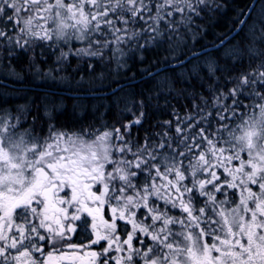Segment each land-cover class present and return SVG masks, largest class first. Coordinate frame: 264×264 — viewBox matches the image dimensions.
I'll list each match as a JSON object with an SVG mask.
<instances>
[{"label":"snow or ice","instance_id":"obj_1","mask_svg":"<svg viewBox=\"0 0 264 264\" xmlns=\"http://www.w3.org/2000/svg\"><path fill=\"white\" fill-rule=\"evenodd\" d=\"M226 9L219 55L197 49V21ZM161 49L163 77L159 58L144 63ZM46 52L101 82L135 56L153 86L121 100L139 117L119 127H57L47 96L0 104V264H264V0H0V62L24 55L33 69ZM149 108L172 119L144 127Z\"/></svg>","mask_w":264,"mask_h":264},{"label":"trees","instance_id":"obj_2","mask_svg":"<svg viewBox=\"0 0 264 264\" xmlns=\"http://www.w3.org/2000/svg\"><path fill=\"white\" fill-rule=\"evenodd\" d=\"M240 2L241 0H236V3ZM255 7L257 8V11H259V6L257 3ZM234 14L235 13L231 11V9H226L224 15L219 16L214 23L208 24L205 23L203 19L198 20L197 23L205 24L207 32L205 33V38L199 39L195 47L199 49L201 46H206L207 51L211 55L218 56L219 52L210 47V42L215 39L216 33H222L226 30V25L231 22V17L234 16ZM243 36V32H241L239 35L235 33L233 35L235 39H232V37L229 38L231 40V44L240 46L243 43ZM45 55L47 56V59L41 58L38 61V64H36L38 65V68L35 67L33 69L28 68V64L32 61H30L28 57L24 55L16 57V59L11 62V68L6 67L4 63H0V67L3 66L6 70L11 69L16 73H27L26 77L23 80L19 81H16L13 78L11 79L2 77L0 75V79L16 84V86H13L0 82V88L6 90V92H9L10 94H12V92H18V95L24 96L22 97V99H20V101L24 102L27 99L39 96L55 98L58 102V106L59 104H61L63 107L62 110H60L58 107L55 120L58 125L64 128L71 129L81 126L88 127L90 125L100 127L102 123L108 124L109 127H111V125L113 124L119 127L121 123L128 124L139 117V113L136 111L134 105L129 104V107L132 108V112L130 113L124 111L125 105L121 103V100L128 98L130 94H135L137 99H143V96L141 94H150L149 90L153 86V83L150 79L142 78L140 69L143 67V65L135 56L129 59V67L121 70L119 74H114L110 71L105 72L103 82H101L99 79L94 78L93 72L86 67V64L84 62L80 63L79 67H77V61L75 58H73L70 62V66L67 67L66 70H61L60 68H53L52 56L48 55L47 52L45 53ZM144 55L147 57V59L144 61L145 64L159 58L161 61L160 67L164 66L163 55L165 54L163 53V49H161L160 51H148L145 52ZM124 58L126 57H122V59ZM87 59L93 60L97 76L100 72L104 71L103 64L97 63L96 58L85 57V60ZM246 68V63L242 62L235 66L233 72L234 74H238L240 71L246 70ZM21 69H23V71H21ZM50 71L54 75H56V77H58V81L56 80L58 83L56 81L44 82L37 80L39 78H37L36 72L40 76H46ZM160 73L161 77L170 74L171 66L168 67L167 72L164 69L160 71ZM126 82L130 83L121 86ZM53 86H56L58 89L54 88ZM118 86L121 87L115 90ZM186 87L189 91L203 92L205 95L207 94L206 90L197 81H190L189 84L186 85ZM108 91L113 92L109 94L104 93ZM102 92L104 94H96ZM167 99L169 101V105L176 106V108L179 109L181 113L183 112V104H188V106L190 107L191 97H189L188 100H184L183 98L177 99L172 96H168ZM2 101L9 105L13 104L15 102V99H3ZM161 103H163V97L161 98ZM146 111L149 112V119L144 127H148V125H150L157 119H172V116L169 114L168 108H161L158 110L149 108L146 109ZM121 130L123 131V129ZM158 130L159 129H157V131ZM136 131H139L140 134L143 135V129L140 125H135L133 127V132ZM137 216L138 219H140L139 213L137 214ZM124 223V221H120L119 225H124ZM128 230H131L130 225H128ZM119 234L123 239L124 233L121 231L119 232Z\"/></svg>","mask_w":264,"mask_h":264},{"label":"rangeland","instance_id":"obj_3","mask_svg":"<svg viewBox=\"0 0 264 264\" xmlns=\"http://www.w3.org/2000/svg\"><path fill=\"white\" fill-rule=\"evenodd\" d=\"M76 43L79 45V42H76ZM76 61H77V59H76ZM52 62H53L52 63L53 68H57V66H56V64L54 62V57H53V61ZM0 63H3V62H0ZM80 63H82V62H80ZM80 63H79V65H80ZM36 68H38V65H36ZM36 71H37V69H36ZM30 73H31V71H30ZM26 74L27 73H24V74L16 73V72H14L11 69L6 70L3 66L0 67V75L2 77L11 78V79L13 78L16 81L23 80L26 77ZM36 74H37V78H39L37 80L44 81V82H55L57 80V78H58L51 71L49 73H47L48 75H46V76H40V75H38L37 72H36ZM22 97H24V96L18 95V92H15V93L12 92V94H10L9 92H6V90L0 88V98H1L0 104H2L4 106L5 110H10L14 106L23 105L25 102L24 101H20V99H22ZM10 98L15 99V102L13 104H9L8 105L4 101H2L3 99L7 100V99H10ZM62 108H63L62 105L59 104V109L62 110ZM55 124H56L57 127H62V126H60V125H58L56 123V120H55ZM96 128L99 129L100 127L96 126ZM137 219H138V216H137Z\"/></svg>","mask_w":264,"mask_h":264},{"label":"water","instance_id":"obj_4","mask_svg":"<svg viewBox=\"0 0 264 264\" xmlns=\"http://www.w3.org/2000/svg\"><path fill=\"white\" fill-rule=\"evenodd\" d=\"M256 3H254L253 4V7H254V5H255ZM235 34V32L232 34V36ZM171 65H169L168 67H170ZM165 69V65L164 66H162V67H160V69H159V71H162V70H164ZM0 82H3V83H6V84H8V85H13V86H16V84H13V83H11V82H8V81H6V80H2V79H0ZM130 82H126V83H124V84H122L121 86H124V85H127V84H129ZM121 86H118L115 90H117L118 88H120ZM115 90H113V91H115ZM113 91H108V92H104L105 94H109V93H112ZM103 92L102 93H96V94H104Z\"/></svg>","mask_w":264,"mask_h":264},{"label":"flooded vegetation","instance_id":"obj_5","mask_svg":"<svg viewBox=\"0 0 264 264\" xmlns=\"http://www.w3.org/2000/svg\"><path fill=\"white\" fill-rule=\"evenodd\" d=\"M65 191H67V190H65ZM61 195L63 196V195H65V193L62 192ZM104 215H105V218H109V216H110V209L108 207H105V209H104ZM117 223L119 225L120 224V221H117ZM96 250L98 251L99 249L97 248Z\"/></svg>","mask_w":264,"mask_h":264},{"label":"bare ground","instance_id":"obj_6","mask_svg":"<svg viewBox=\"0 0 264 264\" xmlns=\"http://www.w3.org/2000/svg\"><path fill=\"white\" fill-rule=\"evenodd\" d=\"M256 5V4H255ZM255 5H254V7H255ZM57 82V81H56ZM58 83V82H57ZM34 85V84H33ZM39 85V84H38ZM40 86V85H39ZM31 87V86H30ZM54 87V86H53ZM54 88H57L56 86L54 87ZM62 88V87H61ZM58 89V88H57ZM67 89V88H66ZM21 90V89H20ZM39 90V89H38ZM40 91V90H39ZM58 91V90H57ZM60 91V90H59ZM67 93H68V91H67ZM47 94V93H46ZM61 94V93H60ZM59 94V95H60ZM63 94V93H62ZM82 94V93H81ZM23 95H25V94H23ZM28 95V94H27ZM43 95V94H42ZM71 96V95H70ZM78 96V95H77ZM27 97V96H26ZM50 98V97H49ZM80 98V97H79Z\"/></svg>","mask_w":264,"mask_h":264}]
</instances>
